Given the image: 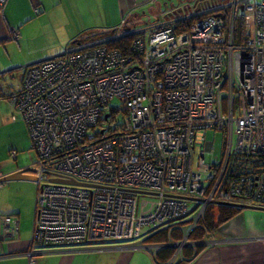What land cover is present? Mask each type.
I'll return each mask as SVG.
<instances>
[{
    "label": "built area",
    "instance_id": "2783aa9c",
    "mask_svg": "<svg viewBox=\"0 0 264 264\" xmlns=\"http://www.w3.org/2000/svg\"><path fill=\"white\" fill-rule=\"evenodd\" d=\"M203 15L184 32H138L126 54L92 45L24 70L11 101L38 157L32 244L124 243L182 221L190 232L210 203L264 208V0ZM115 98L126 115L112 130ZM208 131L222 135L218 161ZM1 225L15 238L14 218ZM140 243L122 248H161Z\"/></svg>",
    "mask_w": 264,
    "mask_h": 264
},
{
    "label": "crops",
    "instance_id": "0c3cea01",
    "mask_svg": "<svg viewBox=\"0 0 264 264\" xmlns=\"http://www.w3.org/2000/svg\"><path fill=\"white\" fill-rule=\"evenodd\" d=\"M105 1L106 4L103 5L101 3L102 0H6L4 6L0 10V42H3L0 43V45L6 53L8 50L26 47V45H23L24 42L20 41V39H28L25 37V31L21 22L32 21L33 18L43 22V25L50 27L53 31L60 32L65 36L64 38L71 39L77 38L78 35L86 31L118 27L123 24L121 22L124 21L126 17L133 16L131 14L137 10L139 11L145 7H149L155 0ZM228 3L226 2L223 4L227 5ZM216 6L218 7L214 5L210 9H205L202 12L181 19L216 11L220 6L222 7V3L218 1ZM96 7L102 10L101 15H97ZM11 16H19L21 21H12L9 19ZM178 20L159 24L150 28L149 31L165 27ZM123 26L127 27V22H125ZM16 27L21 28V35L19 34L20 32L18 33V30L15 29ZM14 33H16L17 38H13ZM12 40L17 41L15 46L9 42ZM13 52L16 54L15 50ZM12 56L13 55L10 53V58L8 57L10 63ZM57 57L59 56H45L41 57V59H33V56H26L19 64H26V66H24L26 69L34 64ZM1 58L3 61L0 62V75L13 68V66L5 67L3 64L4 55L2 56L1 54ZM25 59H28V61H25ZM0 88H2V85H0ZM5 90V96L11 95V97L14 92L16 93L17 91L14 89ZM0 95H4L1 90ZM0 102L6 103L7 107L10 106V111L7 110L5 116H11L13 125L21 123L18 119L20 118L22 120V117L15 112L11 99L0 97ZM22 122L24 123L23 120ZM22 131L24 136L23 128ZM27 135L29 136L28 129L25 132L24 138H27ZM31 149L33 150L32 142ZM16 156L17 153L12 151L11 157L15 160ZM31 166H33V164L11 166L6 173L0 171V179L13 172L28 170ZM28 173L30 174V172ZM3 216H11L14 218L17 221L18 230L12 242L3 244L2 241L6 240H4L3 237H1L2 240L0 238V264H155L150 252L122 248L128 245H140V242L144 240L142 237L139 240L124 243L91 242L75 247L36 246L32 244V235L31 238L28 237L23 239L21 237L19 220H17L15 213L0 215V224ZM219 228L217 234L213 233L212 237L208 238L207 246L202 248L192 260L185 264H264V210L242 209L240 214L238 213L230 220L220 224ZM213 241H217V243L214 245L209 244V242ZM176 259L177 257L173 256L170 263L172 264Z\"/></svg>",
    "mask_w": 264,
    "mask_h": 264
},
{
    "label": "rangeland",
    "instance_id": "374dc122",
    "mask_svg": "<svg viewBox=\"0 0 264 264\" xmlns=\"http://www.w3.org/2000/svg\"><path fill=\"white\" fill-rule=\"evenodd\" d=\"M218 1L224 6L226 4L223 3H228L229 0H155L149 7H145L139 11L137 10L131 14L133 16L126 17V19L121 22L123 24L116 27L123 31V25L127 22V26L130 28L131 32H148L150 28L159 24L194 15L205 9H210L214 5L215 7H218L216 6ZM249 1L250 3H254L260 2L261 0ZM101 3L105 5L106 1L102 0ZM95 9L97 15L102 14L100 8L96 7ZM9 19L15 22L19 20L21 21L19 16H11ZM21 23L25 31V37L28 39L26 40L24 38L23 40L20 39V41L24 42L23 45H26V47L14 49L16 53L14 54V50H8L6 53L0 45V62L3 61L1 58L2 54V56L4 55L5 57L3 62L4 66H13L8 72L0 75V85H2L0 90L4 95L6 94L5 89L18 90L20 88L25 70L24 66H26V64L20 65L19 63L22 59L26 58V56H33V59H41V57L45 56L56 57L66 53L67 47L69 48L68 52L74 51L79 47L77 45L78 43H71L74 38H64L65 36L60 32L53 31L50 27L43 25V22L39 20L33 18L32 21L29 20L28 22L25 21ZM15 29L18 30V33L20 32L19 34L21 35V28L16 27ZM96 30L100 32L107 29ZM91 35L92 34L90 33L84 34L82 35V39L80 37L81 34L77 36V38L79 37V41H81V47L92 44L91 42H88L90 41L88 37ZM9 42L14 44V46L17 44L16 40ZM10 53L13 55L11 63L9 61ZM25 61H28V59H25ZM110 105L116 107L121 105V103L120 100L115 98L110 102ZM7 110L10 111V106L7 107L6 103L0 102V171L6 173L11 166L15 165L22 166L33 164V167L36 168V162L38 160L37 154L34 149H31V140L29 136L27 135L28 137L24 138L25 132L27 131L26 125L20 118L18 120H20L21 123L13 125L11 116H5ZM21 127L24 130V136ZM206 139L210 142L213 141V157L215 161H218L222 142L220 132L214 133L208 131L206 133ZM12 151L17 153L15 160L11 157ZM197 151L198 148H196L195 156L197 155ZM2 183L3 184H0V215L15 213L17 220H19L21 237L23 239L28 237L31 238V232L33 231V218L35 217L34 199L37 191V183L30 180H10ZM190 217L191 216H189V218ZM1 229L2 226L0 224V238L2 237ZM219 229V226H217L214 233L217 234ZM12 241L14 240L11 239L2 242L4 244Z\"/></svg>",
    "mask_w": 264,
    "mask_h": 264
},
{
    "label": "trees",
    "instance_id": "16d2710c",
    "mask_svg": "<svg viewBox=\"0 0 264 264\" xmlns=\"http://www.w3.org/2000/svg\"><path fill=\"white\" fill-rule=\"evenodd\" d=\"M3 7V6H2ZM0 8V10L2 9ZM204 15H197L193 17H188L185 19L178 20L173 22L167 26H171L176 32H184L189 29V27L196 21L200 20ZM236 26H235V39L234 42L241 43L244 41V22L242 13H237L236 17ZM128 27V26H127ZM116 28H111L107 30H102L98 32L97 30L94 31H87L81 34V39L83 38L82 35L90 33L92 34L88 39L92 44L81 47V41L78 38H74L71 43H78L79 50L92 46V45H105L109 49L120 50L124 54L129 52L130 46L133 44L134 39L141 35L138 32H131L130 28L127 31L123 32L122 36L119 38L114 37V33ZM3 43V42H0ZM69 48H66V53L68 52ZM22 89V82L20 88L14 92L13 96H5L0 95L2 98H14L18 95L20 90ZM110 115L112 116V130L113 127H122L123 118L126 115L125 110L122 108L121 105L117 106L115 109H111ZM120 128H115L118 130ZM222 141V135H221ZM222 143V142H221ZM231 205V204H230ZM229 204L223 203H210L201 218L197 221L196 225L192 228L189 232V228L192 225L191 221H182L179 223H172L166 228L156 231H150L142 236L144 238L143 245L148 246H156L160 245L161 248L157 249L156 251H149L152 258L155 261V264H169L173 256L175 255L176 248L173 244H178L182 242L185 238L189 243H195L193 247H183L180 253V256L172 264H185L193 259V257L207 244L205 241H208V238L212 237L215 229L220 224L230 220L235 215L241 212L242 209L235 206H230ZM263 208V207H259ZM203 242V243H201ZM102 243V242H97Z\"/></svg>",
    "mask_w": 264,
    "mask_h": 264
},
{
    "label": "water",
    "instance_id": "95a60500",
    "mask_svg": "<svg viewBox=\"0 0 264 264\" xmlns=\"http://www.w3.org/2000/svg\"><path fill=\"white\" fill-rule=\"evenodd\" d=\"M126 29H128V28H126ZM28 172H31V170L28 169V170H20V171H17V172H13L11 174H8V175L2 177L0 179V183L5 182V181H10V180H30V181H34V179H35L34 176H32L31 173L29 174ZM53 181H55V182H67V181H63V180H53ZM67 183L77 184V182H75L73 180H68ZM79 185H81V184H79ZM230 206L239 207L240 209L264 210V208L246 206V205H238V204H231Z\"/></svg>",
    "mask_w": 264,
    "mask_h": 264
}]
</instances>
